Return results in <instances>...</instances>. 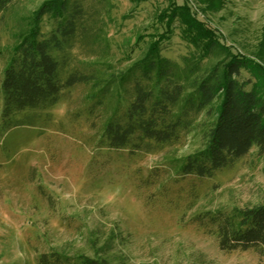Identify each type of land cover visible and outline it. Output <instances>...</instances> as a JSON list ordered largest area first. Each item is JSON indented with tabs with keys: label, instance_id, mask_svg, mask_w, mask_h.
Wrapping results in <instances>:
<instances>
[{
	"label": "rangeland",
	"instance_id": "374dc122",
	"mask_svg": "<svg viewBox=\"0 0 264 264\" xmlns=\"http://www.w3.org/2000/svg\"><path fill=\"white\" fill-rule=\"evenodd\" d=\"M43 1L11 0L0 13V75ZM78 1L83 15L61 54L65 72L104 62L121 68L154 42L180 62L194 50L190 38L203 37L184 9L232 52L264 67V0H218V7L214 0ZM42 23L46 31L47 16ZM86 92L74 84L50 108L20 114L26 123L0 120V264H37L49 252H98L122 264H264L252 249L221 250L215 225L196 221L264 203V153L251 147L210 177L175 175L169 159L197 146L191 133L112 148Z\"/></svg>",
	"mask_w": 264,
	"mask_h": 264
},
{
	"label": "trees",
	"instance_id": "16d2710c",
	"mask_svg": "<svg viewBox=\"0 0 264 264\" xmlns=\"http://www.w3.org/2000/svg\"><path fill=\"white\" fill-rule=\"evenodd\" d=\"M10 2L0 0V13ZM217 2L212 3L218 7ZM184 10L182 16L189 15L203 37L190 38L194 50L180 62L162 55L154 42L121 68L104 62L89 71L65 72L61 54L75 37L83 9L78 0H44L27 31L7 50L0 75L1 123H26L20 114L48 109L65 89L84 84L88 110L98 111L100 136L112 148L136 147L142 140L165 143L177 139L181 131L191 133L197 146L169 159L175 175L210 177L251 147L264 153V67L248 55L232 52ZM170 15L174 17L175 10ZM44 16L49 19L46 31ZM207 215L199 214L196 221L215 225L213 234L221 250L252 249L264 257V203ZM74 260L122 264L98 252L72 258L43 253L37 264Z\"/></svg>",
	"mask_w": 264,
	"mask_h": 264
}]
</instances>
